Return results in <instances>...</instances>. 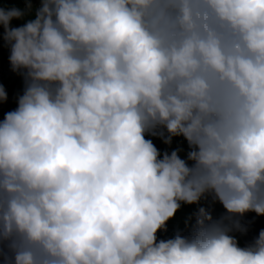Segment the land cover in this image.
<instances>
[{"label": "clouds", "instance_id": "obj_1", "mask_svg": "<svg viewBox=\"0 0 264 264\" xmlns=\"http://www.w3.org/2000/svg\"><path fill=\"white\" fill-rule=\"evenodd\" d=\"M0 42V264H264V0H0Z\"/></svg>", "mask_w": 264, "mask_h": 264}, {"label": "built area", "instance_id": "obj_2", "mask_svg": "<svg viewBox=\"0 0 264 264\" xmlns=\"http://www.w3.org/2000/svg\"><path fill=\"white\" fill-rule=\"evenodd\" d=\"M0 83H4L9 92V101L7 104L0 105V119L3 118L4 112L8 111L9 105L14 101L15 94L19 91L21 84L20 78L8 71V62L5 61L0 65Z\"/></svg>", "mask_w": 264, "mask_h": 264}, {"label": "trees", "instance_id": "obj_3", "mask_svg": "<svg viewBox=\"0 0 264 264\" xmlns=\"http://www.w3.org/2000/svg\"><path fill=\"white\" fill-rule=\"evenodd\" d=\"M21 2H22V0H21ZM13 23H14V25H17V26H18L20 22H18V21H14ZM7 56H8V51H7V49L3 48V47H2V42H0V65H1L3 62L7 61ZM21 87H22V85L20 86V89H21ZM20 89H19V90H20ZM15 106H16V105H15V102L13 101V102L9 105V107H8V111H9V110H12ZM157 143H158V146H159V142H157ZM190 211H191V208H189V207H185L181 212H179V213L177 214V218H176L175 221H178L181 225H183V220H184L185 216H186Z\"/></svg>", "mask_w": 264, "mask_h": 264}, {"label": "rangeland", "instance_id": "obj_4", "mask_svg": "<svg viewBox=\"0 0 264 264\" xmlns=\"http://www.w3.org/2000/svg\"><path fill=\"white\" fill-rule=\"evenodd\" d=\"M249 218L251 219V217H249ZM169 227H172L176 230L177 228H183V225H181L178 221L174 220V221L170 222ZM260 228H264V217L256 218V222L253 225L252 231L250 232L248 237L243 238L241 240V243L243 244L246 239H251L252 235L258 234V231L260 230Z\"/></svg>", "mask_w": 264, "mask_h": 264}, {"label": "water", "instance_id": "obj_5", "mask_svg": "<svg viewBox=\"0 0 264 264\" xmlns=\"http://www.w3.org/2000/svg\"><path fill=\"white\" fill-rule=\"evenodd\" d=\"M175 231H176V230H175L174 228L169 227V230H168L167 233H161V234H160V238H169V237H171L172 235H174Z\"/></svg>", "mask_w": 264, "mask_h": 264}]
</instances>
